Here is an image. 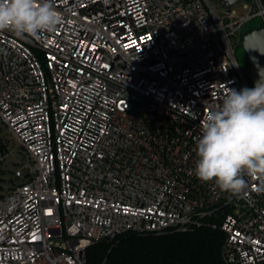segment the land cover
Returning <instances> with one entry per match:
<instances>
[{"label":"built area","instance_id":"obj_1","mask_svg":"<svg viewBox=\"0 0 264 264\" xmlns=\"http://www.w3.org/2000/svg\"><path fill=\"white\" fill-rule=\"evenodd\" d=\"M245 1L52 0L55 32L0 31V119L31 160L0 135V264H85L214 213L225 264H264V178L232 194L194 174L204 116L253 87L235 49L264 0Z\"/></svg>","mask_w":264,"mask_h":264},{"label":"clouds","instance_id":"obj_2","mask_svg":"<svg viewBox=\"0 0 264 264\" xmlns=\"http://www.w3.org/2000/svg\"><path fill=\"white\" fill-rule=\"evenodd\" d=\"M62 19L52 0H0V31L18 37L53 33ZM201 123L194 168L200 181L240 194L245 175L264 178V75L252 88L229 89Z\"/></svg>","mask_w":264,"mask_h":264},{"label":"trees","instance_id":"obj_3","mask_svg":"<svg viewBox=\"0 0 264 264\" xmlns=\"http://www.w3.org/2000/svg\"><path fill=\"white\" fill-rule=\"evenodd\" d=\"M0 169H7L5 163ZM221 223L222 216L214 213L184 230L127 232L102 239L86 249L85 264H225L222 246L226 235Z\"/></svg>","mask_w":264,"mask_h":264},{"label":"water","instance_id":"obj_4","mask_svg":"<svg viewBox=\"0 0 264 264\" xmlns=\"http://www.w3.org/2000/svg\"><path fill=\"white\" fill-rule=\"evenodd\" d=\"M221 7H231L242 0H214ZM241 43L249 59V78L255 82L264 75V20L260 25L249 27L242 33Z\"/></svg>","mask_w":264,"mask_h":264},{"label":"rangeland","instance_id":"obj_5","mask_svg":"<svg viewBox=\"0 0 264 264\" xmlns=\"http://www.w3.org/2000/svg\"><path fill=\"white\" fill-rule=\"evenodd\" d=\"M245 4H246V1L242 0V1H239L238 3H236L235 5L231 6L230 8L234 9L238 14H243V13H246L248 10L245 7ZM219 7H221V6H219ZM261 22H262V17L261 16H255V17L251 18L245 24L244 30L249 28V27L260 25ZM235 54H236V57H237L240 65L242 67H244V69L247 70V72L249 74V59H248L246 50L244 49L241 42L236 46ZM0 135L8 140L10 147L14 151V155H11L12 158L18 157L19 159L24 160L26 163L31 161L30 158L27 156L26 152L21 147L19 141L13 136V134L9 131L7 125L1 119H0ZM5 167L7 169H12L14 167L12 159H8L5 162ZM10 176H11V173H10V171H8L5 174V177L7 179H9Z\"/></svg>","mask_w":264,"mask_h":264}]
</instances>
